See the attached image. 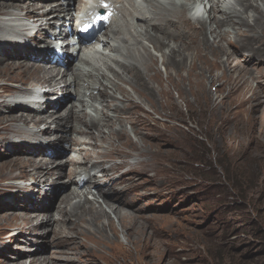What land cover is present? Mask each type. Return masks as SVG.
<instances>
[{"label": "rangeland", "instance_id": "1", "mask_svg": "<svg viewBox=\"0 0 264 264\" xmlns=\"http://www.w3.org/2000/svg\"><path fill=\"white\" fill-rule=\"evenodd\" d=\"M70 23L71 21L67 20V27H74L70 26ZM258 37L251 44L255 57H251L248 50L244 49L237 65H234L235 69L226 73L208 60L201 65L196 63L192 70H189V65L180 67L178 71L181 75V82L177 83L176 69L170 66L167 72L170 71L171 74L166 73L160 60L155 61L157 72L161 74L160 82L163 87L167 88L169 96H158L154 92L152 106L151 98L147 99L149 96L147 92L146 98L140 96L138 99L139 96L133 95L135 101L143 107L138 108L139 110L137 109L135 116L132 117L139 124L133 128L128 122L123 123L130 140L154 154L152 155L154 171L140 174L142 181L139 180V187L128 196L130 200L125 211L135 215L136 220H131L133 223L124 227V232L117 219L111 215L115 228H117V237L108 230V236L112 241H116L112 242L111 247H105L104 260L101 259V253H94L87 257H80V254L76 255L75 251L72 253V244H69L71 237L66 240L62 229L63 223L28 226L34 224L29 222L25 226L22 225L27 222L28 216L24 215L26 210L31 214H40L41 217H38L40 220L43 216V219L53 218V216L55 220L63 218L58 211L63 207L61 198L71 189L68 185L71 162L81 157L76 152L78 146L69 145L64 148L59 144L56 145L57 149H53L55 154L51 162L66 163V169L62 172L66 175L59 178L57 177L59 174L56 173V176H50L44 182L40 178L32 179V167H17V164L24 163V155L12 158L14 156L8 154L13 151L11 146L14 141L25 143L30 139L22 134L14 133L13 129L0 134V264H85V261L88 264H264V106L252 111L247 106H238L241 100L252 98L256 92L259 95L258 100L262 98L260 101H264V96L262 97L260 93L261 91L264 95V36ZM69 38L74 45H77L75 37L72 39L71 35ZM59 42L62 44L63 41ZM40 43L43 44V41L33 43L29 51L38 52L37 45ZM147 45L150 52L157 56L165 50L159 51L153 49L148 43ZM234 50L237 52V49ZM11 54L13 55L14 52L11 51ZM64 54L63 65L66 61L70 67H73L78 62L79 56L75 58L66 50ZM9 61L5 62L9 63ZM60 64L62 65V62ZM113 66L117 67L114 63ZM199 68L204 71L203 76L201 78L199 75L194 78L199 82L196 88H189L188 73L192 71L201 73ZM166 74L171 78L169 83L164 80ZM238 76L243 77L246 84L236 95L231 98L226 97L225 87L228 86V77L234 81ZM3 80L0 79V83ZM10 83L19 85L16 82ZM12 84H0L5 85L0 88V100L16 93L17 88ZM153 85L155 90L157 85ZM27 86L22 85L23 88ZM123 87L129 88L127 85ZM43 91L44 94L49 93L48 88H43ZM69 94L71 93L67 92L64 96L56 97V101L61 103L58 104L59 111L68 112L73 107L75 112L83 113L85 109L78 101V97L73 98L74 93ZM94 95L98 96V92L96 91ZM211 102L218 105L213 108L210 105ZM97 105L100 106V103ZM87 114L93 117L97 115L94 109H88ZM212 117L213 119H210ZM224 117L225 119L227 117V120ZM45 124L46 121H42L35 129L33 124L23 127L39 131L45 127ZM53 125L56 126V124ZM77 125L78 123L73 119L72 124H66V129L75 126V129H82L80 127L82 125ZM136 129L139 133L134 131ZM93 132L98 133V131ZM72 137L74 139L83 138L79 131L78 133L76 131V134L74 132ZM75 146H77L76 151L72 149ZM38 147L46 149L45 155H50L52 152L48 145L39 144ZM23 149L28 152L36 151L29 147ZM122 149L131 156L127 167L120 172L116 170H111V172L105 168L112 169V162L104 163L105 174H103V169L90 173L101 182H108L106 190L110 187L115 191L120 190L125 193L130 182L126 180L117 184L119 176L133 167L131 165H137L141 161L142 170L146 169V161H150V157L137 155L138 152L129 146L122 147ZM33 157L37 160L39 154L35 153ZM98 157L97 154L86 153L85 158L81 157V160L85 161L88 166L91 159L97 160ZM47 160L50 161V158ZM78 178H80L79 181ZM75 179L82 186L87 177L77 175ZM148 179L151 181H146ZM40 182L42 185L49 184L45 186L43 193L36 192L35 196L28 197L31 194L23 192L24 183L40 185ZM90 186L93 192L94 187ZM86 195L89 200H92L90 193ZM102 220L101 222L105 223V219ZM70 221L67 220L66 223L70 225ZM133 225L138 231L136 242L134 241L135 236L133 237L135 232L131 229ZM129 239L142 248L138 259V251L133 246L125 244ZM83 241H86L91 248H96L93 242L85 238ZM147 253L149 256H145Z\"/></svg>", "mask_w": 264, "mask_h": 264}, {"label": "bare ground", "instance_id": "2", "mask_svg": "<svg viewBox=\"0 0 264 264\" xmlns=\"http://www.w3.org/2000/svg\"><path fill=\"white\" fill-rule=\"evenodd\" d=\"M177 1L0 0V52L2 53L0 55V79H4L0 84L10 85L12 84L10 82L19 84H12L17 88L16 93L0 100V134L2 135L7 130L13 129L14 133L22 134L30 139L25 143L14 141L11 146L13 151L8 154L13 155L12 158L24 155V163L17 164V167H32V179L40 178L44 182L50 176H56V173L59 174L57 175L59 178L66 175V173H62L66 169V163L62 161L51 162L55 154L53 149H57V144L64 148L69 145H77V151L75 150L77 146L72 149L79 153L82 158H85L86 153L99 156L96 158L97 160L91 159L88 166L85 161L81 160V157L73 159L71 162L73 169L68 170L71 174L68 182L71 189L69 193L61 198L63 207L58 211L63 217L62 219L55 220L53 216V218L47 217L45 220L43 216L40 220L38 217H41V215L38 213L37 215L31 214L27 210L24 213L28 218L27 222L25 221L26 224H22L23 226L29 224V222L34 224L28 226L63 223L64 227L62 229L67 238L66 240L71 237L69 244H72V253L75 251V254H80V257L101 253V259L104 260L105 254L103 251L105 247H111L112 242L116 241H112L108 236V230L117 237V228H115L111 215L117 219L119 226L123 228V232L124 227L133 223L131 220H136L135 215L125 211V208L129 205L130 199L128 196L134 192L135 188L139 187V180L142 181L140 174H148L154 171L155 166L152 161V155L154 154L146 148L134 144L130 140V136L128 137L123 123L128 122L133 128L139 124L132 117L135 116V111L142 106L140 107V103L135 101L134 96H139L138 99H140V96L146 98L147 92L149 95H147V99L150 100L151 98L150 101L153 106L154 92L158 96L168 95L167 88L163 87L160 82L161 74L157 72L155 61L160 60L166 73L171 74L170 71L167 72L170 66L176 69L177 83L181 82V75L178 71L180 67L189 65V70H192L196 63L201 65L208 60L214 65H218L226 73L231 69H235L234 65H237L239 56L244 49L248 50L251 57H255V51L251 46L252 41L259 38L258 36H264V0H202L207 1L210 7L208 18L197 21H193L185 15L186 3L192 0H186L182 3ZM103 2H110L115 10L111 22L104 30H99L101 35L95 36L93 41L81 40L78 32L79 26L87 21L90 11H101ZM105 11L106 9H104ZM36 13L37 15H34ZM32 18L34 21H31ZM67 20H70V26L73 25L74 27L68 29ZM70 34H72V39L74 37L77 39L75 43L77 45H74L71 38H69ZM52 37L56 42L51 41ZM39 40L43 41V44H39V48L44 50L29 51V44ZM60 40L63 41L62 44H60ZM147 43L153 49L159 51L165 49L166 51L164 50L158 56L154 55L150 52ZM50 46H61L63 52L66 50L72 53L71 55L75 58L79 56L78 62L73 67H70L66 61L65 65H63V61L62 65H59L61 57L53 49H50ZM234 49H237V52ZM11 51L14 52L13 55ZM106 51L108 52L106 53ZM8 60H10L9 63H6L5 61ZM113 63L117 67H112ZM199 70H201V73L195 71L188 73L187 79L190 78L189 88H196L199 84L194 79L199 75L202 78L204 71H202V68H199ZM170 79L166 74L164 80L169 83ZM29 82L33 83L30 84ZM153 84L157 85L155 90L152 87ZM244 84L246 82L243 77L238 76L234 81L228 77V86L225 87L226 97L231 98V96L239 93ZM22 85L28 86L23 88ZM123 85H127L130 90L124 88ZM4 86L0 85V88ZM43 88H48V92L52 96L49 93L44 94ZM96 91L98 96L94 95ZM67 92L74 93L73 98L78 97V101L85 109L83 113L75 112L73 107L68 112H65V110L59 111L58 104L61 103L56 101V97L58 95L64 96ZM260 93L263 97V92L260 91ZM252 96V98L241 100L238 106H247L250 111L264 106V101H260L262 98L260 97L261 99L258 100V92ZM97 103H100V106ZM210 105L214 108L218 104L211 102ZM88 109H94L97 114L96 117L88 115ZM73 119L79 126L82 125L80 126L82 129H75L76 126L66 129V124H72ZM210 119H213V117ZM225 120H227V117ZM42 121H46L45 127L39 131H34ZM30 124L34 125L33 130L32 128L26 129L23 127ZM53 124H56V126ZM76 131L81 133L82 139L72 137L74 132L76 134ZM93 131H98V133ZM134 131L139 133L137 129ZM39 144L48 145L52 149L50 155H45L46 149L38 147ZM128 146L136 150L137 155L150 157V161H146L147 168L142 170L143 163L141 161L137 165H131L133 167L119 176L118 181L116 180L117 184L126 180L130 182L125 193L120 190L115 191L110 187L106 190L105 187H108V182H101L96 179V176L93 177L90 172L103 169V174H105L104 163L111 162L112 169L107 167L105 169L120 172L129 165L128 159L131 156L122 149V147ZM24 147L36 149V151L28 152L23 149ZM66 149L68 150V148ZM35 153L39 154L37 160L33 157ZM156 153L158 154V152ZM49 158L50 161L47 160ZM63 166L64 169L62 170ZM168 169L170 168L168 167ZM77 175L78 177H87L82 186L78 183L80 178H78V181L75 179ZM146 181H151V179ZM50 183L53 184V182ZM46 185L35 183L29 187L25 186L24 189L27 192L29 191L28 194H31L28 197H33L36 192L43 193ZM90 185L94 187L93 192ZM17 188L19 187L17 186ZM86 191L88 192L85 193ZM88 193L93 197L92 200L87 198L86 194ZM102 219H105V223L101 222ZM67 220L68 222L71 220L70 225L66 223ZM131 229L135 232L133 237L135 236L134 241L136 242L138 231L134 225ZM62 235L60 234V236ZM83 238L93 242L96 248H91L86 241H83ZM125 244L133 246L138 251V253L136 252L138 259L142 249L138 246L139 244L134 243L132 239L126 240ZM148 253L145 256H149ZM85 264L88 263L85 261Z\"/></svg>", "mask_w": 264, "mask_h": 264}, {"label": "clouds", "instance_id": "3", "mask_svg": "<svg viewBox=\"0 0 264 264\" xmlns=\"http://www.w3.org/2000/svg\"><path fill=\"white\" fill-rule=\"evenodd\" d=\"M177 2L178 3H182V2H186V0H178ZM208 13L209 12H207V14L205 16H203V13L202 12H194L191 15H188V12H185V15H186L187 18H189V19H191L193 21H197V20H202L203 18L207 19L208 18ZM199 14H200V16H199Z\"/></svg>", "mask_w": 264, "mask_h": 264}]
</instances>
